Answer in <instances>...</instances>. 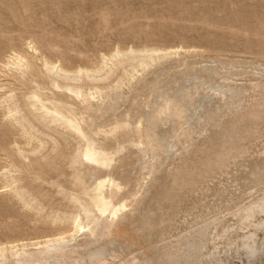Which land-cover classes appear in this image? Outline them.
I'll list each match as a JSON object with an SVG mask.
<instances>
[{
  "label": "rangeland",
  "instance_id": "374dc122",
  "mask_svg": "<svg viewBox=\"0 0 264 264\" xmlns=\"http://www.w3.org/2000/svg\"><path fill=\"white\" fill-rule=\"evenodd\" d=\"M30 42L43 57L71 71L94 68L103 53L111 54L118 48L184 47L198 51L156 59L135 73L127 67V76L121 70L100 94L89 83V103L74 101L71 107L93 140L97 161L81 160L75 168L78 175H74L68 161L77 153L76 142L65 145L61 141L55 148L45 139L41 151L34 149L35 144L27 147L29 154L36 151L31 155L49 165L43 171L35 167L22 176L23 185L44 211L27 209L22 202L0 193V244L42 239L64 230L53 225L49 217L52 212L75 210L60 195L68 192L84 200L103 195L109 207H95L88 216L95 219L93 226L98 223L95 232L78 234L76 254L60 264H91L92 258L107 264H163L167 256L177 264H264V225L258 226L264 215L250 224L239 220L250 202L264 197V119L259 123L260 136L244 142L248 151L227 173L208 180L205 189L183 190L171 222L166 220L172 213L170 204L163 201L160 192L162 186L172 185L174 173L181 168L194 171L198 167L206 157L208 140L220 130L218 125L199 124V114L213 110L222 121L232 115L224 107L217 111L224 102L207 85L198 91L187 79L204 67L218 66L215 86L246 89L233 100L240 112L262 97L252 86L264 82V0H0V62L14 49L25 50ZM29 93L31 97L34 92ZM166 100L182 105L193 120L176 127L177 147L169 153L157 150V146L173 123L160 124L159 129L148 123L147 130L156 136L150 147L143 144L142 151L135 128L144 114L155 116ZM34 126L52 136L57 135L54 130L65 131L50 122L36 121ZM19 136L0 109V152L4 154L0 168L13 157L15 142L25 146ZM61 155L65 159L53 165ZM254 162L260 163L258 178L250 177ZM148 215L153 217L155 229L143 231ZM249 232L256 234L253 255L244 246ZM8 263L19 264L14 259Z\"/></svg>",
  "mask_w": 264,
  "mask_h": 264
},
{
  "label": "bare ground",
  "instance_id": "6f19581e",
  "mask_svg": "<svg viewBox=\"0 0 264 264\" xmlns=\"http://www.w3.org/2000/svg\"><path fill=\"white\" fill-rule=\"evenodd\" d=\"M196 51L198 50L195 48L184 47H170L167 49H136L129 47L126 50L118 48L111 54L103 53L99 65L94 68H78L71 71L66 69L60 62H53L43 57L33 42L28 43L23 51L12 50L0 62V109L4 112V116L10 125L25 140V146L15 142L12 147L13 157L6 159L7 165L0 168V181L5 182L0 188V193L10 195L13 199L27 206V209L42 214L44 211L43 205L23 185L22 176L30 173L35 167L43 171L44 168H49V165L43 164V158L40 159L31 155L33 151L29 154L26 150L27 147H32L35 144L34 149L41 151L46 145L45 139L49 140L55 148H59L61 141L65 145H71L76 142L77 147L74 151H77V153H72L68 162H70L71 166L69 169L74 175H78L75 168L78 164H81V160L82 162L87 160L91 164L97 161L96 153L92 148L93 140L81 128L78 123L77 112L71 107L74 101H80L81 105L89 103V97L86 92L88 84L92 83L93 90L100 94V90H103V88L105 90V87H109L108 82L115 75H118L121 70L124 71L123 76H127V67H131L133 73H135L150 66L156 59L173 54H189ZM218 69V66L204 67L200 73L194 75L191 80L187 79V81L193 82V86L198 91L207 85L215 95L218 94L217 98L220 102H224V105L219 106L217 111L224 107L227 112L232 113L231 119L222 121L219 119L218 113L213 110L199 114L198 118H196L199 124L203 122L211 123L213 126L218 125L220 130L216 132L214 139L210 138L208 140V147L205 150L206 157L199 161L198 167H195L194 171L189 170L185 166L174 173L171 186H162L161 197H163V201L170 204V211H172L166 217V220L170 222L175 211L177 212L178 204L181 203L180 200L184 189L191 191L199 188L205 189L208 180L215 178V175L219 173H227L229 166H232L231 164L235 163L240 155L248 151L245 141L253 140L261 134L259 123L264 119V82H258L252 86L262 97L250 109L240 112L238 108L234 107L233 100L243 96L246 89L229 84L215 86L214 80L220 74ZM103 84L106 85L101 86ZM24 89L28 93H22L21 90ZM31 90L34 93L30 97L29 91ZM192 120L193 115H187V110L182 105L173 104V101L166 100L165 105L162 106L155 116L146 113L138 123L139 125L135 126L140 138L141 150H144L143 144L150 147L156 136V134H152L147 130L148 123L155 129H159L160 124L168 125V122L173 123L171 130L163 133L165 138H162L157 146V150L161 149L163 153H169L170 150L173 151L177 147L176 142H174V140L178 139L174 136L176 127L184 121L190 123ZM36 121L39 123L50 122L61 126L65 131L61 133L59 130H54V133L57 134L56 136L45 134L35 128L34 122ZM49 130L52 129L49 128ZM38 135H40V138ZM36 151L33 153H36ZM0 156H4L3 152H0ZM64 159L65 156L61 155L53 165L58 166ZM2 160L0 157V162ZM251 168L250 177L258 178L261 172L260 163L254 162ZM255 181L257 180L255 179ZM52 185H56V183L54 182ZM60 195L75 210L70 213L52 212L49 219L53 225L62 227L64 230L42 239L1 243L0 264H7L11 259H14L19 264H51V261L60 264L61 261H69L76 254L79 247L76 236L84 232L92 235L98 226V223L93 226V222L96 221L93 218L88 219V216L94 212L96 206L105 208L106 206L109 207V204L106 205L107 202L105 203L103 200V195L100 199L91 198L90 200L81 199L79 195L68 192L60 193ZM260 214L264 215V197L250 202L242 210L241 219L239 220L242 223L249 222L250 224ZM83 216L87 218V221L84 220ZM152 218L149 215L144 218L142 223L143 231L155 229ZM261 225H264V222L258 226L261 227ZM258 226L255 225V227ZM244 238L247 242L243 245L249 254L253 255L255 252L253 244L255 243L256 234L249 232ZM32 248L34 249L32 250ZM193 249L191 248L192 251ZM167 254H170V252ZM163 257L165 259V256ZM172 258L167 256L163 264H177V261ZM88 259L90 260V258ZM159 260L161 261V259ZM135 261L137 260L135 259ZM91 262V264H107V261L99 262L95 258H92Z\"/></svg>",
  "mask_w": 264,
  "mask_h": 264
}]
</instances>
